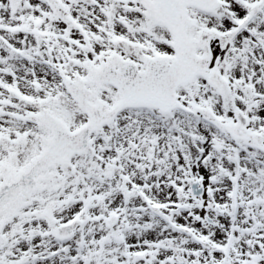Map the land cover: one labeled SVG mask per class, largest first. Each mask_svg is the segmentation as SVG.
Segmentation results:
<instances>
[{"label": "rangeland", "instance_id": "obj_1", "mask_svg": "<svg viewBox=\"0 0 264 264\" xmlns=\"http://www.w3.org/2000/svg\"><path fill=\"white\" fill-rule=\"evenodd\" d=\"M148 1L0 0V183L44 146L42 119L71 129L87 120L64 77L86 78L121 57L142 67L145 54L173 52ZM190 14L193 35L211 37L212 66L228 87L197 77L179 89L181 108L123 111L92 136L89 152L42 174L39 190L12 207L0 264H171L177 254L183 264H264V0H219L213 12ZM91 94L108 106L118 98L109 85ZM235 108L257 143L229 133ZM190 177L216 190L212 209L181 198ZM202 197L210 201L207 191ZM202 211L218 225L198 224ZM67 220L75 233L55 239L52 228ZM184 227L212 246H192Z\"/></svg>", "mask_w": 264, "mask_h": 264}, {"label": "water", "instance_id": "obj_2", "mask_svg": "<svg viewBox=\"0 0 264 264\" xmlns=\"http://www.w3.org/2000/svg\"><path fill=\"white\" fill-rule=\"evenodd\" d=\"M218 6L217 0H149L147 8L151 14L173 35L175 55L146 56L145 69L142 70L133 61L109 60L102 62L86 79H64L67 91L86 111L88 120L74 131L59 119L44 120L48 129L46 146L25 168L0 184V240L6 226V214L17 201L38 189L41 174L56 165L68 164L73 156L85 152L90 146L91 135L120 111L143 106L158 107L168 112L180 107L177 88L198 75H203L220 89L227 87V81L219 71L208 69L211 61L209 41L204 37L196 39L189 33L192 25L190 7L214 11ZM198 48L204 50L203 55L196 53ZM103 84L114 85L121 94L110 108L90 100L87 86L101 87ZM236 116L238 122L231 125V132L239 137L252 138L245 128L246 120L241 112L238 111ZM209 221L213 222L212 219ZM72 232L71 222L53 229V234L59 238L69 237Z\"/></svg>", "mask_w": 264, "mask_h": 264}, {"label": "flooded vegetation", "instance_id": "obj_3", "mask_svg": "<svg viewBox=\"0 0 264 264\" xmlns=\"http://www.w3.org/2000/svg\"><path fill=\"white\" fill-rule=\"evenodd\" d=\"M155 150H156V147H155L154 151H155ZM154 151L150 152V154H149V158L152 157V156H151V153H153ZM212 189H213V188H212ZM188 190H189V185H188ZM213 190H214V189H213ZM189 199H191V198H189V197H187V198L185 197V198H184V200H185L186 202H189V201H188ZM191 200H192V201L198 206V209L202 208L203 205L200 207V204H198L197 202H195L193 199H191ZM197 223H198V224H202V223H201V220H197ZM193 235H196V234H193V233H192V234H190V235H188V236H191V237H192ZM192 240H193V243H191L192 246H195V244H198V242H197L193 237H192ZM183 262H184V260L181 259L180 262H179V264H183Z\"/></svg>", "mask_w": 264, "mask_h": 264}, {"label": "bare ground", "instance_id": "obj_4", "mask_svg": "<svg viewBox=\"0 0 264 264\" xmlns=\"http://www.w3.org/2000/svg\"><path fill=\"white\" fill-rule=\"evenodd\" d=\"M242 24H243V23H242ZM242 32H249V31H248V28L246 27V28L242 29Z\"/></svg>", "mask_w": 264, "mask_h": 264}]
</instances>
